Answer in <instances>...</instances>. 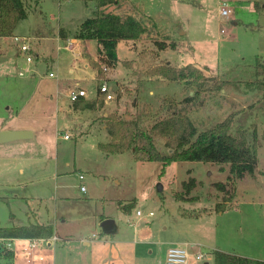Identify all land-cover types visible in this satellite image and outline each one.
Here are the masks:
<instances>
[{
    "label": "rangeland",
    "instance_id": "rangeland-1",
    "mask_svg": "<svg viewBox=\"0 0 264 264\" xmlns=\"http://www.w3.org/2000/svg\"><path fill=\"white\" fill-rule=\"evenodd\" d=\"M26 2L29 14L18 23L15 35L33 34V30L42 33L29 38L35 59L44 53L57 59L58 41L53 37L38 40L39 35L49 32L55 37L60 26L74 34L97 11L96 0ZM120 2L104 9L135 13L149 26L154 40L175 41L177 47L157 49L147 37L119 40L114 67L101 74L97 71L95 80H72L75 88L85 87L95 96L108 75L111 85L121 77L118 90L113 91L115 99L104 100L103 109L97 111L79 109L82 112L78 113L68 107V99L63 103L48 98L44 92L55 93L58 76H46L47 66L41 61L33 75L34 62H27L14 36L0 37V128L29 127L35 132L34 138L0 143V224L25 225L33 219H46L58 226L62 245L53 250L44 244V249L55 254L56 264H166L165 252L174 245L191 252L205 251L206 260L191 259L190 264H213L215 249L264 260V95L247 85L255 79L257 57L264 59V0ZM222 3L233 7L229 17L221 16ZM89 45L91 53H96L97 40L92 39ZM59 52L58 63L56 60L51 66L60 78L79 75L80 64L73 54L64 48ZM189 63L228 83L221 91L204 92L198 101L186 103L183 100L192 95V85L152 74L158 65L180 68ZM171 98L179 102L177 108L190 116L199 131L232 113V134L244 126L253 139L256 129L255 175L246 174L235 187L229 185L234 195L224 209L219 210L218 204L226 192L217 184L228 182L229 163L185 160L163 169L162 162L144 160L142 154L131 150L107 154L98 148V142L110 139L104 127L105 111L124 119L140 115L148 125L156 114L166 111L164 101ZM163 143L160 140L158 144L161 150L166 149ZM82 184L86 191L81 190ZM130 201H136L135 207L126 212L122 206ZM138 209L142 215H137ZM103 215L117 221L116 238H136L137 244L120 242L121 247L113 250L117 243H109L110 250H63L66 239L81 249L86 238L91 244L101 242V237L111 240L112 235L101 234ZM66 231L67 237L62 234ZM193 239L202 245L185 242ZM105 251L112 257L106 262ZM16 260L17 264L23 262L22 258ZM0 264L11 261L0 256Z\"/></svg>",
    "mask_w": 264,
    "mask_h": 264
},
{
    "label": "trees",
    "instance_id": "trees-1",
    "mask_svg": "<svg viewBox=\"0 0 264 264\" xmlns=\"http://www.w3.org/2000/svg\"><path fill=\"white\" fill-rule=\"evenodd\" d=\"M119 3L120 0H96L95 15L84 20L75 33L78 39L97 40V60L93 61V66L98 74L103 73L105 68L108 69L117 64L119 40L139 41L146 37L152 38L151 29L142 17L135 13L121 14L104 9L110 4ZM26 4V0H0V37L15 36L18 23L28 17ZM60 36L63 38L67 36L64 29L60 30ZM152 41L157 45V49H164L167 46L177 47L175 41L170 43L166 40L153 39ZM152 74L192 85L194 91L192 95L183 100L186 103L198 101L204 92L221 91L228 83L217 77L207 76L203 70L192 63L180 68L169 64L158 65L152 68ZM254 74L255 79L247 85L262 91L264 95V59L257 57ZM100 87L101 84L98 85L95 96H81L72 101L73 106L83 110H96L103 107L105 99ZM164 102L167 106L166 111L156 114L152 123L148 125L143 124L140 115L132 116L130 119L109 115L106 119L110 139L107 142H100L99 149L107 154L131 150L142 154L141 158L144 160L162 162L163 169L172 162L185 160L229 163L228 182L217 184L218 188L226 192L224 201L218 204L219 210L224 209L227 200L234 195L229 185L232 184L235 187L237 180L246 174L255 175L258 162L256 129L253 131V139L249 138V131L244 126L238 127L236 135L232 134L234 121L232 113L214 126L199 131L190 116L177 108L178 101L171 98L165 99ZM160 140L164 141L166 149H159ZM191 183H195V180L192 179ZM135 204L136 201H130L122 208L130 212ZM54 233V225L50 222H42L40 219L30 220L25 225L2 226L0 224V236L12 239H48ZM0 256L12 260L14 252L2 249ZM213 264H264V260L215 249Z\"/></svg>",
    "mask_w": 264,
    "mask_h": 264
},
{
    "label": "crops",
    "instance_id": "crops-1",
    "mask_svg": "<svg viewBox=\"0 0 264 264\" xmlns=\"http://www.w3.org/2000/svg\"><path fill=\"white\" fill-rule=\"evenodd\" d=\"M132 2H134L135 3V0H131ZM121 3V2H120ZM119 3V4H120ZM143 3V2H142ZM123 5V4H122ZM143 5H144V7H145V9L147 10V5L145 4V3H143ZM139 6H140V4H139ZM145 14H147V13H145ZM237 21H234V23H236ZM80 27V26H79ZM61 29H64L65 30V34H67V36L66 37H61L60 36V30ZM78 30V29H77ZM76 30V31H77ZM76 31L74 32V34H71L65 27H62V26H60V28L58 29V35H56L55 37L53 36V35H50L49 34V32L47 33L48 35H39L38 37V40L39 39H49L50 37L52 38H55L57 41H58V45H57V48H58V51H57V59L56 58H54L53 57V55H51V54H48V53H44L43 55H42V57L41 58H39V55H38V51H37V55H38V57L35 59L34 58V60H33V62H34V64L32 65V67H33V71L31 72L33 75H35V74H37L38 73V71L36 70L37 68L39 69V67H38V63H37V61H41V62H43V64H45L46 66H47V72H46V76H49L48 75V73L50 72V71H54L55 73H56V75L58 76L57 78H56V87H55V93L54 92H48V91H45L44 93L46 94V96L49 98H51V99H55L57 102L59 101V100H61L63 103H65L66 101H67V99H68V101L70 102V104H69V108L70 109H74V111L75 112H82L81 110H79V109H76L74 106H73V104H72V101L69 99V92L74 88V89H76V88H78V87H74L73 86V82H72V80H74L75 81V79L77 80L78 78H82V79H88L89 80V78H91V80H95V76H96V74H97V70H96V68L93 66V61H96L97 60V51H96V53H94V54H92L91 53V45H89L90 44V41L92 40H85V39H78V38H76L75 37V33H76ZM31 32V31H30ZM33 32V34L32 33H30V34H27V33H17L16 35H20V36H26V37H29V38H33L34 37V35L35 34H42V33H40L38 30H33L32 31ZM34 39V38H33ZM68 39L69 40H71V44L73 45V47H74V49H69V48H65L66 47V45H67V42H68ZM41 42V41H40ZM63 46H62V45ZM75 45H77L78 46V48H76L75 49ZM62 48H64L66 51H68V52H71L72 54H73V57H74V60H78V62H79V75H77V76H75V77H67V78H60V76H59V73H58V71L57 70H55L54 69V67L53 66H51V64H53L56 60V63H58V60H59V57H60V52H59V50H61ZM95 52V51H94ZM49 58V59H48ZM31 67V68H32ZM37 71V72H36ZM105 71H107L108 72V69H106ZM69 72H71V73H73L74 72V68L72 67H70V70H69ZM106 72V73H107ZM45 77V76H44ZM50 77V76H49ZM109 75L107 76V80H106V82H107V84L109 85V86H111V89L114 91V90H117L118 88H119V84H118V81H120V79H121V77H119L118 79H116V83H114V84H110V82H109ZM33 79V77H31V79H29V80H32ZM29 80H27V82H30ZM26 82V83H27ZM79 85V83L77 82L76 83V86H78ZM22 89H24V87L23 88H19V91L18 92H20ZM84 89H86L87 91H88V96L87 97H90V94H89V90L87 89V88H85L84 87ZM34 91V90H33ZM33 91L31 92V93H33ZM23 93V92H22ZM27 95H29V94H27ZM68 97V98H67ZM114 99H115V97H114ZM104 106V105H103ZM100 109H103V107H101V108H99V109H96V111L97 110H100ZM74 111H73V113H74ZM95 111V110H94ZM109 115H112V111H105L104 112V116H105V119L109 116ZM106 121H107V119H106ZM104 127H105V129L107 128V123L105 124L104 123ZM0 129H4V127H1ZM11 129V128H10ZM13 129V128H12ZM18 129H28V130H30V128L29 127H19ZM32 131V130H31ZM65 134H67V133H65ZM35 137V132L33 131V136L32 137H30V138H34ZM71 137V136H70ZM70 137L69 138H66V139H70ZM29 138V139H30ZM109 138H110V136H109ZM28 139V138H27ZM22 140V139H21ZM24 140H26V139H24ZM15 141H19V140H15ZM14 141V142H15ZM101 142V141H100ZM100 142H98V144L100 143ZM7 143H13L12 141L11 142H7ZM97 144V145H98ZM99 148V147H98ZM84 178V177H83ZM62 187H66V185L65 184H62L61 185ZM81 186H85L84 184H82ZM86 187V186H85ZM86 190H87V187H86ZM85 190V191H86ZM104 216V218L103 219H105V218H108V216H105V215H103ZM102 216V217H103ZM110 218H112V217H110ZM102 218H101V220H103ZM42 222H50L49 220H46V219H40ZM65 220V219H64ZM100 220V221H101ZM50 223H52V222H50ZM116 223H117V221H116ZM53 224V223H52ZM54 225V224H53ZM117 225H118V223H117ZM55 234L59 237V241L57 242V243H51L50 244V242H46V244L48 245V246H53V250H55V248L56 247H59V246H61L62 244V242H60V240H61V237H60V235H59V233H58V226L56 227V225H55ZM119 231V225H118V230H117V232ZM116 232V233H117ZM69 232H64V233H62V234H65V236L67 237V236H69V235H67ZM116 233H115V236H114V234H107V235H112L113 237H112V239L111 240H108L107 238H105V239H103L102 240V238L103 237H101L100 239H101V242H96L95 244H91L92 243V240L90 239H88V238H86V239H84L85 240V243L83 244V246H84V248L83 249H81L80 247H77V246H75V244L73 243V241L71 240H64L63 241V250H110L109 249V243H117L118 244V247L116 246V245H113V247H112V250L116 247L117 249L118 248H120L121 247V245L119 244L120 242L121 243H126V244H134L135 242H136V244H137V241H136V238L133 240H131V239H129V238H125V239H118V238H116ZM101 234L102 235H105L106 233H104L103 231L101 232ZM136 235H138V230H136L135 229V231H134V236H136ZM187 244H189V246H191V245H202L198 240H186L185 241ZM45 246V245H44ZM48 249H45V251H46V253L48 254V257H49V260H50V262H51V264H56V261H55V254L54 253H49V251H47ZM107 254V255H106ZM165 254L167 255V252H165ZM112 257L111 256H109L108 255V252L107 251H105V254H104V256H103V261H108V260H110ZM16 259L14 258V259H12V260H10L11 261V264H17L16 263V261H15ZM20 264H23V262L22 263H20Z\"/></svg>",
    "mask_w": 264,
    "mask_h": 264
},
{
    "label": "built area",
    "instance_id": "built-area-1",
    "mask_svg": "<svg viewBox=\"0 0 264 264\" xmlns=\"http://www.w3.org/2000/svg\"><path fill=\"white\" fill-rule=\"evenodd\" d=\"M233 7L228 3H222L220 8V14L223 17H229L233 11ZM226 30H222L224 32ZM14 40L20 45L21 52L26 55L27 62H33L35 55L33 54V48L29 41V37L15 35ZM65 48L74 49L71 44V40L68 39L67 45ZM106 70V68H105ZM20 75H24L23 71L19 72ZM50 77H55L56 74L53 71L48 73ZM101 93L104 95L106 101L112 100L115 97L111 86L107 84L106 81L101 83L100 87ZM81 96H87V91L84 88L72 89L69 92V99L75 101ZM69 134H65V138H69ZM80 179H83L81 174ZM81 190L85 191L86 187L81 186ZM137 215H142L141 210H137ZM150 215H153V211L150 212ZM59 237L54 233L50 238H7L0 236V250L7 249L14 252V258H22L23 264H51L48 254L44 249V244L46 242L57 243ZM18 242V246H16ZM207 254L203 250H198L196 252L189 251L188 248L183 246L174 245L167 250L166 255V264H190V260L202 261L206 260Z\"/></svg>",
    "mask_w": 264,
    "mask_h": 264
},
{
    "label": "water",
    "instance_id": "water-1",
    "mask_svg": "<svg viewBox=\"0 0 264 264\" xmlns=\"http://www.w3.org/2000/svg\"><path fill=\"white\" fill-rule=\"evenodd\" d=\"M33 136V131L28 129H0V143H7L15 140L27 139ZM162 186L160 187V189ZM102 231L106 234H115L118 225L114 218H105L100 223ZM204 264H210L205 261Z\"/></svg>",
    "mask_w": 264,
    "mask_h": 264
}]
</instances>
